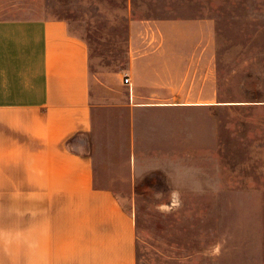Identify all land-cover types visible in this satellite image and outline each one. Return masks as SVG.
I'll return each instance as SVG.
<instances>
[{
    "label": "crops",
    "instance_id": "obj_1",
    "mask_svg": "<svg viewBox=\"0 0 264 264\" xmlns=\"http://www.w3.org/2000/svg\"><path fill=\"white\" fill-rule=\"evenodd\" d=\"M30 16L0 14V264H137L136 222L118 197L138 175L134 129L144 115L169 129L164 115L206 106L212 27L165 38L164 23L142 31L134 21L126 69L92 74L88 45L65 20ZM115 110L129 126L133 174L124 167L112 183L93 134Z\"/></svg>",
    "mask_w": 264,
    "mask_h": 264
},
{
    "label": "rangeland",
    "instance_id": "obj_2",
    "mask_svg": "<svg viewBox=\"0 0 264 264\" xmlns=\"http://www.w3.org/2000/svg\"><path fill=\"white\" fill-rule=\"evenodd\" d=\"M4 4L0 14L65 20L86 41L92 74L126 69L134 21L142 31L147 23H164L165 38L210 23L215 48L208 75L215 82H208L206 106L164 115L169 129L142 116L131 151L138 175L132 192L118 197L136 222L137 264H264V0ZM109 119L94 131V154L113 183L125 179L124 167L133 174V160L127 162L124 114L115 110Z\"/></svg>",
    "mask_w": 264,
    "mask_h": 264
},
{
    "label": "built area",
    "instance_id": "obj_3",
    "mask_svg": "<svg viewBox=\"0 0 264 264\" xmlns=\"http://www.w3.org/2000/svg\"><path fill=\"white\" fill-rule=\"evenodd\" d=\"M123 81H124L125 84H129V79H128L127 76L124 77Z\"/></svg>",
    "mask_w": 264,
    "mask_h": 264
},
{
    "label": "clouds",
    "instance_id": "obj_4",
    "mask_svg": "<svg viewBox=\"0 0 264 264\" xmlns=\"http://www.w3.org/2000/svg\"><path fill=\"white\" fill-rule=\"evenodd\" d=\"M214 252H216V253L219 252V246H216V247L214 248Z\"/></svg>",
    "mask_w": 264,
    "mask_h": 264
}]
</instances>
